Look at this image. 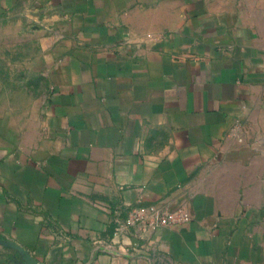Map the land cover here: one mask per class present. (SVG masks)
I'll return each mask as SVG.
<instances>
[{
    "label": "crops",
    "instance_id": "crops-1",
    "mask_svg": "<svg viewBox=\"0 0 264 264\" xmlns=\"http://www.w3.org/2000/svg\"><path fill=\"white\" fill-rule=\"evenodd\" d=\"M27 8L50 84L0 106V264H264V0ZM149 204L191 221L124 225Z\"/></svg>",
    "mask_w": 264,
    "mask_h": 264
},
{
    "label": "rangeland",
    "instance_id": "rangeland-1",
    "mask_svg": "<svg viewBox=\"0 0 264 264\" xmlns=\"http://www.w3.org/2000/svg\"><path fill=\"white\" fill-rule=\"evenodd\" d=\"M39 15L33 10L19 9L0 16V106H21L26 102L21 92H45L49 79H39L34 61L42 53ZM29 101V100H28ZM264 141V135L260 137ZM258 141V137L254 139ZM238 211L236 212V214ZM240 213H238L239 215ZM239 219H243L240 218Z\"/></svg>",
    "mask_w": 264,
    "mask_h": 264
},
{
    "label": "built area",
    "instance_id": "built-area-1",
    "mask_svg": "<svg viewBox=\"0 0 264 264\" xmlns=\"http://www.w3.org/2000/svg\"><path fill=\"white\" fill-rule=\"evenodd\" d=\"M191 221L190 214L184 209L164 211L156 204L141 205L129 210L124 219L126 227L137 226L142 230L155 231L158 228L184 225Z\"/></svg>",
    "mask_w": 264,
    "mask_h": 264
}]
</instances>
